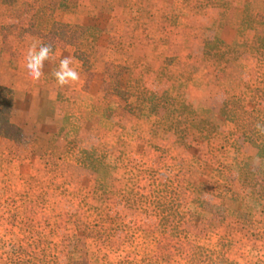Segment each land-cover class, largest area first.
I'll list each match as a JSON object with an SVG mask.
<instances>
[{
    "label": "rangeland",
    "instance_id": "374dc122",
    "mask_svg": "<svg viewBox=\"0 0 264 264\" xmlns=\"http://www.w3.org/2000/svg\"><path fill=\"white\" fill-rule=\"evenodd\" d=\"M0 87V264H264V0H0Z\"/></svg>",
    "mask_w": 264,
    "mask_h": 264
},
{
    "label": "clouds",
    "instance_id": "9594fccd",
    "mask_svg": "<svg viewBox=\"0 0 264 264\" xmlns=\"http://www.w3.org/2000/svg\"><path fill=\"white\" fill-rule=\"evenodd\" d=\"M53 59V45L43 43L40 40H34L27 49L24 68L32 80L39 81L44 75L45 62ZM52 75L60 86H69L80 80V73L73 67V58L71 56L63 57ZM254 127L257 132L264 135V123L257 121ZM255 162L259 163V159Z\"/></svg>",
    "mask_w": 264,
    "mask_h": 264
},
{
    "label": "trees",
    "instance_id": "16d2710c",
    "mask_svg": "<svg viewBox=\"0 0 264 264\" xmlns=\"http://www.w3.org/2000/svg\"><path fill=\"white\" fill-rule=\"evenodd\" d=\"M9 93L5 88L0 87V111L2 113V119L0 120V134L4 135V131H2V128L4 127V125L6 126H12L11 123L9 122V115L8 112L10 110V106L8 105V107H5L1 101L6 99V94ZM10 104V102H9ZM241 110V114L242 115H246V114H251L250 112H246L243 109ZM235 115V114H234ZM233 122L237 123L236 118H231ZM257 121H260L262 123H264V121H262L259 117L258 114L253 113V115H249L248 119L245 120V122L238 124L241 125L243 128H246L249 133L251 134L252 139H255V141H260L262 143H264V135L260 134L259 132H257V130L255 129L254 125L256 124Z\"/></svg>",
    "mask_w": 264,
    "mask_h": 264
}]
</instances>
